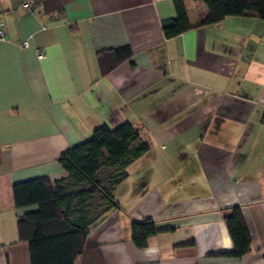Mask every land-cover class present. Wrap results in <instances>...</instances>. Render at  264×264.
I'll return each mask as SVG.
<instances>
[{
    "label": "crops",
    "instance_id": "crops-1",
    "mask_svg": "<svg viewBox=\"0 0 264 264\" xmlns=\"http://www.w3.org/2000/svg\"><path fill=\"white\" fill-rule=\"evenodd\" d=\"M184 1L199 24L206 6ZM174 17L173 0H0V264H30L16 222L36 207H16L13 184L63 177L61 153L123 123L149 150L75 264H264V20L167 39ZM234 206L251 239L240 258L226 255ZM148 218L158 233L139 249L130 225Z\"/></svg>",
    "mask_w": 264,
    "mask_h": 264
},
{
    "label": "trees",
    "instance_id": "trees-1",
    "mask_svg": "<svg viewBox=\"0 0 264 264\" xmlns=\"http://www.w3.org/2000/svg\"><path fill=\"white\" fill-rule=\"evenodd\" d=\"M206 6V14L197 25L189 22L184 0H173L175 17L161 24L165 38L176 37L194 27L222 21L229 16L252 15L264 20V0H193ZM102 73L109 71L102 56ZM149 150L135 127L123 123L114 129L96 128L91 137L66 149L58 157L64 176L50 180L36 178L13 184L15 206L32 207L17 218L19 239L27 242L30 264H75L82 253L91 229L111 209H117L116 186L127 177V167ZM102 169L108 170L106 177ZM98 196L106 209L99 213L87 204ZM224 222L234 249L228 257L240 258L251 250V239L241 210L229 209ZM131 240L135 247L144 248L158 230L153 219L132 221ZM264 259V255H263Z\"/></svg>",
    "mask_w": 264,
    "mask_h": 264
},
{
    "label": "built area",
    "instance_id": "built-area-1",
    "mask_svg": "<svg viewBox=\"0 0 264 264\" xmlns=\"http://www.w3.org/2000/svg\"><path fill=\"white\" fill-rule=\"evenodd\" d=\"M23 8L27 9V10H30V6L29 4H24L23 5ZM6 31H5V27L3 25H0V40L1 41H4L6 40ZM29 40H30V37L28 39H26L25 41H23L21 43V46L22 47H28L29 46ZM36 56L38 59H43L45 57V53L43 50H37L36 51Z\"/></svg>",
    "mask_w": 264,
    "mask_h": 264
},
{
    "label": "rangeland",
    "instance_id": "rangeland-1",
    "mask_svg": "<svg viewBox=\"0 0 264 264\" xmlns=\"http://www.w3.org/2000/svg\"><path fill=\"white\" fill-rule=\"evenodd\" d=\"M107 174H108V170H106V169H102V171H101V175H102L103 177H106ZM87 204H92V205H94V206H95L94 210H95L96 212H99V213L103 212V211L106 209L105 206H102L103 203H102V201L99 199V197H98L97 195L94 196L90 202L88 201Z\"/></svg>",
    "mask_w": 264,
    "mask_h": 264
}]
</instances>
